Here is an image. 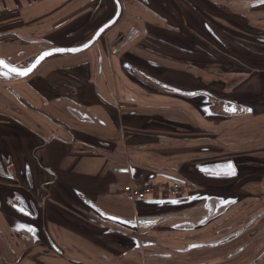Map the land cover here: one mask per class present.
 <instances>
[{"label":"crops","instance_id":"crops-1","mask_svg":"<svg viewBox=\"0 0 264 264\" xmlns=\"http://www.w3.org/2000/svg\"><path fill=\"white\" fill-rule=\"evenodd\" d=\"M118 1L119 19L90 48L52 56L27 78L10 79L16 93L7 90L4 82L9 79H0V97L24 111L19 127L23 141L15 136L12 122H0V136L22 143L16 148L22 150L25 173L39 180L35 187L28 184L24 192L37 202L32 218L40 221L61 250L53 256L45 243L35 252V261L24 264H97L95 253L110 259L103 258L102 264H111V255L116 253L125 264L132 248L143 255L151 253V259L157 260L158 243L164 242V236L149 217L155 202H134L115 192L144 179H176L172 177L175 167L158 161V150L181 136L175 135L174 125L186 124L183 117L174 115L180 107L168 99L185 97L160 91L158 83L150 84L144 63L162 88L188 90L194 81L191 53L186 49L200 16L208 24L210 17L219 21L224 19L221 15L233 19L243 11L259 10L263 13L259 23L248 25L264 27L260 22L264 5L251 7L253 0ZM105 3L99 8L94 0H0V46H9L6 53H16L15 44L41 49L79 45L83 42L79 35L90 37L112 16L113 0ZM5 52L0 50L4 60ZM131 59L139 62L136 71L128 69ZM179 104L185 111L186 103ZM1 106L5 103L0 100ZM133 217L139 224L128 229L127 220ZM202 218H207L205 213ZM170 224L168 246L177 232L191 231L193 223L185 228L180 227L182 223ZM132 238L134 242L128 245ZM207 246L217 249L220 245ZM139 264H144L143 257Z\"/></svg>","mask_w":264,"mask_h":264},{"label":"rangeland","instance_id":"rangeland-1","mask_svg":"<svg viewBox=\"0 0 264 264\" xmlns=\"http://www.w3.org/2000/svg\"><path fill=\"white\" fill-rule=\"evenodd\" d=\"M94 1L97 4L96 7L99 8L107 4L105 2H110V0ZM111 9L113 15L115 9L114 7H111ZM243 13H240L239 16H235L233 19L221 15L224 18L223 20L211 21L213 25L211 32L223 39V44L221 45L214 41L208 35L209 33L206 36L200 32L198 33L202 38L206 37L207 42L204 48L206 54L199 49L200 47H195L196 53L191 54V61L198 62L200 60L205 61L206 59L209 62L216 58L218 60L217 68L221 67L227 73H223L221 77L222 83H219L221 85L218 86L216 84L212 88H209V91H213V94L209 96L207 105H202L198 97L189 99L180 98L182 100L178 99L174 101L168 99L169 102L175 103L177 107H180L174 115L176 118L183 117L186 124H183L184 126L179 124L174 125L175 135L181 136H175V143H171L172 139L167 142V145H161L162 148L158 150V153L162 155L158 154V161L160 163L164 162L169 168L175 167L176 175L174 174L172 177L176 179L172 181L183 184L185 194L181 198L172 200H145L155 202V205H151L149 217L152 218L155 226H159L160 230H162L161 235L164 236L162 238L164 242L158 243L160 253L157 255V260H155L156 258L151 259V253L144 252L143 255V253L132 248L126 254L127 264H139L142 257L144 264H155L152 262L154 260L156 264H234V243H231V241H228V243H226L227 241L221 242L222 239L234 231V219L236 220L237 218V216L234 218V207H229V210H224V207L221 208L224 204L231 203L234 199V176L229 175V177L222 178L207 177L199 170L209 161L234 159V152H238L235 155H242L249 151V154L261 159L264 156V42L262 41L264 39V27L248 25L250 22L259 23L258 18L259 16L263 17V13L259 10L252 11V9L247 14ZM227 16H229V13ZM260 22H264V20H260ZM82 26L83 23H80L79 28ZM80 36H78L79 41L83 40V44L92 34L86 39L80 38ZM195 38L197 37L195 36ZM15 47L17 49L16 53L10 51L6 53L4 50L9 49V46H4L3 48L0 46V50L1 52H5L3 54L5 55L4 57L16 66L27 65L34 57V55H30L34 52H39L42 48L39 45L28 43L24 45L15 44ZM192 48L195 49L194 47ZM138 66L139 62H134L131 59L128 69L136 71ZM143 69L145 72L144 76L152 77L155 73L148 63H144ZM234 71L239 73L235 77ZM249 75H253L254 77L245 80L248 79L247 76ZM57 76H59L58 79H62L61 75ZM219 78L218 76L216 78L210 76L211 81L215 79L217 81ZM6 82L9 83L7 84ZM154 82L158 83L160 91H162L160 82ZM4 83L8 91L16 93V89L12 87L15 82L9 79ZM142 85L145 86L144 83ZM216 86L218 88L215 89ZM158 99L160 101L164 100L159 97ZM0 100L5 103L4 107H0V121L8 122L9 124L10 122L14 123V125L11 124V126L15 127V129L12 127L13 132L17 134L15 136H18L23 141L22 135L24 132L20 130V125L23 121V109H17L5 98L2 99L0 97ZM182 101L186 103L185 111L179 104ZM234 105L236 107V114L229 110V106L234 108ZM240 106L245 108L244 113H239ZM8 133L12 132L9 131ZM178 137L181 140L177 139ZM3 138L5 141L0 139V144L7 143V148L8 145L10 148L14 146L17 152L20 151L18 155H21V142L9 141L11 136L7 138L3 136ZM186 139L187 141H185ZM16 145L20 147L18 146L17 149ZM254 181L257 182L258 180L255 179ZM259 181H263V179ZM21 184L22 186L24 185L23 182ZM247 188L244 187L239 190V193H242L243 197H264V183L260 189L257 187V184L256 187L250 185V189ZM249 192L254 194H249ZM17 193L23 194V191ZM196 195L200 196L196 197ZM206 197L219 204L217 212L224 211L222 215H218V217L210 221L207 218H202L203 213L206 214L207 212V209H205ZM20 200L22 204L30 207L29 203L23 199ZM222 201L226 203H222ZM35 203L37 202L35 201ZM244 203L242 208L240 206L239 213L235 212V214L245 216L251 213L247 207L249 202ZM199 219H201L200 222H196ZM194 221L199 224H194ZM153 222L150 224H153ZM137 223L138 221L134 217L127 220L128 229L137 226L139 224ZM170 223H182L180 227L184 228L187 227L185 226L187 223L193 224L190 228L191 231H188L189 233L187 231L177 232L174 242L172 241L173 244L168 246L166 244V235L170 231L168 229L171 228L172 224ZM142 225L144 227L149 226L148 224ZM9 235L8 233L7 236ZM133 240L134 238L128 239V245L129 241L134 242ZM201 244L203 245L202 247H200ZM214 244L220 245L219 248L210 249L209 247L211 246H207ZM170 253H172L171 258L168 257ZM94 255L96 257L94 260L97 264H102L104 262L103 258L105 261H110L109 258H105V255L100 256L97 253ZM118 258L117 253L114 256L111 255V264H122V257ZM252 259L253 255L248 252L242 263H249Z\"/></svg>","mask_w":264,"mask_h":264},{"label":"flooded vegetation","instance_id":"flooded-vegetation-1","mask_svg":"<svg viewBox=\"0 0 264 264\" xmlns=\"http://www.w3.org/2000/svg\"><path fill=\"white\" fill-rule=\"evenodd\" d=\"M262 4L264 5V0H253L250 3L252 6H261ZM114 9L116 12L115 2ZM114 14L110 17V19L114 16ZM203 16L207 18V15ZM200 18L201 23H198L197 29L191 30L192 33L190 39L188 40L189 47L186 50L191 54L196 53L195 50L197 47H200L199 49L206 54V50L204 48L207 40L206 37L202 38V36L198 34L199 32L202 33V35L205 34V36L209 33L208 35H210L214 41L220 45L223 44V39L217 37L211 32V29H213V25L211 24V21L213 20L210 19L211 17L209 18L208 24L203 22L204 18H202V16H200ZM195 36L197 38H195ZM262 41L264 42V39H262ZM192 47L196 48L193 49ZM217 61L218 60L216 58L215 60L212 59V61L209 62L206 59L205 61L200 60L198 62L190 61V73L194 81V83L192 82L191 89L189 88L184 91L177 90L172 87L162 89L172 95L180 96L183 94L186 99L198 97L200 98L199 100L202 105H207L209 96L213 94V91L210 92L209 88H212L216 84H218V86L221 85L219 84L222 83L221 77L223 76V73H227L225 72L226 70H222L221 67L217 68ZM238 74L239 73L234 71V77ZM210 76H214V78L218 76L220 78L217 81H215L216 79L211 81ZM252 77L254 76L249 75L247 76L248 79L245 80H249ZM145 78L150 84L156 85L154 84V81L156 80L152 79L150 76H145ZM0 79L7 78L0 77ZM218 86H216L215 89L218 88ZM243 106L239 107V113H244L245 108ZM235 108L236 107L234 105V109ZM230 109L233 108L229 106V110ZM232 112L236 114V109ZM0 122L8 123L3 121ZM0 139L5 141L3 136H0ZM18 152L15 149L10 148L9 145L7 148V143L0 144V179L3 180H0V241L2 242L0 245V264H24L23 261H29L30 259V261H35V252H38L39 247L45 243L53 256L61 254L59 246L56 244L54 239L47 235L45 229L43 230L44 226L39 224L40 221L32 218L33 208H36L37 203H35V201L33 203V199H28L24 192L25 187L28 184L35 187L37 186L39 180L35 181L33 178H28V175H26L22 165L24 157L22 155H18ZM248 152L243 153L242 155H235L238 152H234V159L231 158L225 159L224 161H209L203 165L202 169H213L216 174H206L202 171V169L199 171L207 177H229L228 174H225L227 169L223 166L228 164L232 165V169L235 173L232 175L234 176V199L231 203H226L221 208L224 207V210H229V207H234V218L236 216L237 218L236 220L234 219V231L228 235L229 237L227 236L222 239L221 242L231 241L234 243V264H243L242 260L245 255H248V252L253 255V259L246 264H264V197H243V194L239 193V190L244 187H248L247 189H250V185L256 187L257 184V187L259 189L261 188V185L264 183V156H262L261 159L260 157H254ZM255 179L258 181H254ZM262 179L263 181H259ZM22 182L24 184L23 186L21 184ZM20 191H23V194L17 193ZM249 194L253 195L254 193L249 192ZM199 196L200 195H196V197ZM18 198L29 203L30 207L22 204L21 200ZM244 202H249L247 207L251 213L245 216H239L237 215V213H239L238 210L244 206ZM205 206V209H207L206 217L208 221L218 217V215H222L224 212H217L219 204L209 199H207ZM17 207L23 209L27 214H24L25 212L22 213L18 211L16 209ZM235 212L237 213L235 214ZM25 226L31 227L33 231H26ZM8 233L10 234L9 236H7Z\"/></svg>","mask_w":264,"mask_h":264},{"label":"built area","instance_id":"built-area-1","mask_svg":"<svg viewBox=\"0 0 264 264\" xmlns=\"http://www.w3.org/2000/svg\"><path fill=\"white\" fill-rule=\"evenodd\" d=\"M185 187L175 181L156 182L144 179L139 182H130L115 192L130 201H162L178 199L184 196Z\"/></svg>","mask_w":264,"mask_h":264},{"label":"water","instance_id":"water-1","mask_svg":"<svg viewBox=\"0 0 264 264\" xmlns=\"http://www.w3.org/2000/svg\"><path fill=\"white\" fill-rule=\"evenodd\" d=\"M115 4H116V12L114 14V16L108 20L107 22H105L103 25H101L92 35V37L86 41L85 43L81 44V45H77V46H72V47H52V48H48V49H45L43 51H41L39 54H37L35 57H33L30 62L28 63V65L26 66H16V65H12L10 63H8L6 60L0 58V60H3L4 62H6L7 64L11 65V66H14V67H29L31 66L32 63H35L36 59L44 52H50L51 55H48L46 57H44L43 60H40V62L38 64H36V67L33 69V71L31 73H29L28 75L26 76H17L15 74H9L7 76L5 75H0V77L2 78H7V79H19V78H25V77H28L29 75H31L39 66L41 63H43L45 60H47L48 58L52 57V56H55V55H63V54H76V53H79V52H82V51H85L86 49L90 48L98 39L99 37L110 27H112L116 22L117 20L119 19L120 17V14H121V6H120V3L118 0H114ZM85 45H87V47H85ZM57 49H61L63 51H57ZM70 49H78V51H69ZM5 71L4 69L0 68V72H3ZM17 210L18 209H21L19 207L16 208ZM20 211V210H18ZM21 212V211H20ZM25 212V211H24ZM22 212V213H24ZM150 221V220H149ZM148 220L147 221H143L144 223L146 222H149Z\"/></svg>","mask_w":264,"mask_h":264},{"label":"snow or ice","instance_id":"snow-or-ice-1","mask_svg":"<svg viewBox=\"0 0 264 264\" xmlns=\"http://www.w3.org/2000/svg\"><path fill=\"white\" fill-rule=\"evenodd\" d=\"M85 47H87V45H85ZM57 51H63L61 49H57ZM69 51H78V49H70ZM48 55H51L50 52H44L42 53L35 61V63H32L31 66L29 67H14V66H11L9 64H7L6 62H4L3 60H0V68L4 69L5 71L3 72H0V75H9V74H15L17 76H26L28 75L29 73H31L33 71V69L36 67V64H38L40 62V60H43L44 57L48 56ZM231 111H235V109H230ZM217 167H220V166H217ZM224 168L227 169L226 173L225 174H228V175H234V170L232 169V165L231 164H228L226 166H223ZM202 171H204L206 174H216L214 172L213 169H202ZM209 197H206L205 199H208ZM173 203H175V201H173ZM222 203H226V202H223ZM20 210L21 212H24L23 209H18ZM24 214H27L26 212ZM150 223V222H149ZM25 230L26 231H33V229L31 227H27L25 226ZM195 247V246H194Z\"/></svg>","mask_w":264,"mask_h":264},{"label":"trees","instance_id":"trees-1","mask_svg":"<svg viewBox=\"0 0 264 264\" xmlns=\"http://www.w3.org/2000/svg\"><path fill=\"white\" fill-rule=\"evenodd\" d=\"M104 23H105V22H104ZM104 23H102L101 25H103ZM101 25H100V26H101ZM98 28H99V27H98ZM98 28H97V29H98ZM97 29H95V30L92 31V32L94 33ZM93 33H92V34H93ZM91 37H92V36H91ZM81 44H82V43H80L79 45H81ZM76 46H77V45H76ZM43 50H45V49H41V50H39V52H38V51H37V52H34V53L31 52L32 54H31L30 56H33V55H34V57H35L37 54H39V53H40L41 51H43ZM6 61H7L8 63L14 65L10 60H7V59H6ZM27 65H28V64H27ZM25 66H26V65H25Z\"/></svg>","mask_w":264,"mask_h":264}]
</instances>
